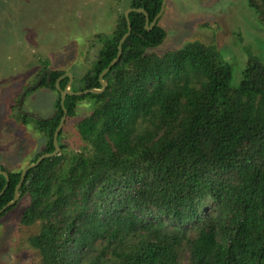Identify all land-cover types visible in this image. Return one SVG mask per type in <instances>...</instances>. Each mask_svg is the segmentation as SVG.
<instances>
[{"label":"trees","instance_id":"obj_1","mask_svg":"<svg viewBox=\"0 0 264 264\" xmlns=\"http://www.w3.org/2000/svg\"><path fill=\"white\" fill-rule=\"evenodd\" d=\"M246 1L264 23V0ZM126 2L112 31L95 35L101 46L89 68L72 73V91L100 88L127 31L124 11L143 8L150 24L162 0ZM128 19L105 89L65 96L66 117L91 103L75 124L84 150L67 158L60 130V150L28 169L19 188L29 197L19 221L38 226L28 237L37 264H264V62L250 57L232 85L231 65L214 45L194 41L158 54L149 51L166 35L158 20L148 30L142 12ZM42 64L33 81L49 70L38 87L57 92L53 112L11 109L46 139L29 163L54 150L63 115L56 82L62 90L69 80ZM6 171L0 209L21 169ZM5 182L0 173V191Z\"/></svg>","mask_w":264,"mask_h":264},{"label":"rangeland","instance_id":"obj_2","mask_svg":"<svg viewBox=\"0 0 264 264\" xmlns=\"http://www.w3.org/2000/svg\"><path fill=\"white\" fill-rule=\"evenodd\" d=\"M126 1L0 0V164L6 170L22 169L45 146V137L31 123L11 117L12 108L35 117L53 112L57 92L46 87L32 89L19 103L23 91L36 82L42 62L50 69L80 75L101 46L95 35L112 31L116 13L126 7ZM158 24L166 35L149 51L163 54L194 41L214 45L231 65L232 85L240 82L250 57L264 62V23L246 0H166ZM90 110L91 103L83 100L76 114L64 120L61 142L67 158L86 146L75 124ZM28 203V195L18 197L0 217V264L39 261L28 242L38 226L19 221Z\"/></svg>","mask_w":264,"mask_h":264},{"label":"water","instance_id":"obj_3","mask_svg":"<svg viewBox=\"0 0 264 264\" xmlns=\"http://www.w3.org/2000/svg\"><path fill=\"white\" fill-rule=\"evenodd\" d=\"M165 3H166V0H162L161 2V7H160V10L159 12L156 14V16L153 18V20L150 22H148V15H147V12L143 9V8H127L125 11H124V16H125V19L127 21V31L125 32V34L121 37V39L119 40V43H118V51H117V55L114 59H112V61L108 64V66L102 70V72L100 73L99 75V83H100V88H90V89H85V90H79V91H72L70 89V85H71V82L73 80V77H72V74L70 72H66L64 75H62L59 79H61L62 77H64L65 75H67L69 77V80L65 86L64 89H59L58 87V81L56 82V86H57V89L59 91V95H60V105L63 109V115L59 121V124L58 126L56 127L55 131H54V134H53V146H54V150L50 153H45V154H42L40 156L37 157L36 160H34V162H30L28 163L26 166H24L22 169H21V172H20V179H19V182L17 183V185L15 186V190H14V195H13V198L11 201H9L6 205H4L1 209H0V213L5 210L7 207L13 205L17 198L19 197V188L25 178V173L28 169L36 166L40 160L46 158V157H49V156H52V155H55L57 154V152L59 151V145H58V133L59 131L61 130L62 128V125L64 123V120L66 118V114H67V111L64 107V99H65V96L68 94V95H83V94H87V93H100L102 92L105 87H106V82L103 80V76L105 75V73L111 68V66L115 65L116 62L119 60L120 58V55H121V52H122V48H121V44L125 41V39L129 36L130 32H131V26H130V23H129V19H128V13L130 11H136V12H142L145 16V28L146 29H151L157 22V20L159 19V17L162 15L163 11H164V6H165ZM44 72H49L48 69H45L43 70V73ZM43 73H41L38 77V79L36 80V82L33 84V85H30L28 86L24 91L23 93L21 94L20 96V99H19V103L22 102L25 94L29 91V90H32L36 87H38V85L40 84V81H41V78H42V75ZM58 79V80H59ZM0 173L5 177V185L4 187L2 188V190L0 191V195L4 192L5 188L7 187L8 185V180H9V177H8V172L6 170H1L0 168Z\"/></svg>","mask_w":264,"mask_h":264},{"label":"flooded vegetation","instance_id":"obj_4","mask_svg":"<svg viewBox=\"0 0 264 264\" xmlns=\"http://www.w3.org/2000/svg\"><path fill=\"white\" fill-rule=\"evenodd\" d=\"M2 1V0H1Z\"/></svg>","mask_w":264,"mask_h":264}]
</instances>
